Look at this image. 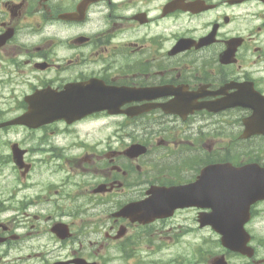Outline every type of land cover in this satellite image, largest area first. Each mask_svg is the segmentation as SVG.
<instances>
[{
  "label": "flooded vegetation",
  "instance_id": "1",
  "mask_svg": "<svg viewBox=\"0 0 264 264\" xmlns=\"http://www.w3.org/2000/svg\"><path fill=\"white\" fill-rule=\"evenodd\" d=\"M46 88L89 113L0 129V264H264V0H0V121Z\"/></svg>",
  "mask_w": 264,
  "mask_h": 264
},
{
  "label": "water",
  "instance_id": "2",
  "mask_svg": "<svg viewBox=\"0 0 264 264\" xmlns=\"http://www.w3.org/2000/svg\"><path fill=\"white\" fill-rule=\"evenodd\" d=\"M29 101L30 108L28 112L14 121L29 123L35 126L54 118L66 117L68 113V102L62 100L52 101V95L48 90L40 91L32 96Z\"/></svg>",
  "mask_w": 264,
  "mask_h": 264
}]
</instances>
